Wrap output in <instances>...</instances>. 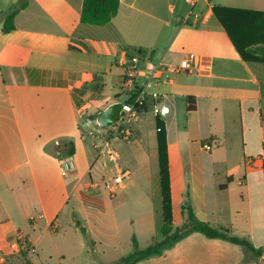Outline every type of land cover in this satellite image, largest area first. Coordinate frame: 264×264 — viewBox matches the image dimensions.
I'll use <instances>...</instances> for the list:
<instances>
[{
    "label": "crops",
    "instance_id": "crops-1",
    "mask_svg": "<svg viewBox=\"0 0 264 264\" xmlns=\"http://www.w3.org/2000/svg\"><path fill=\"white\" fill-rule=\"evenodd\" d=\"M119 2L115 16L96 26L80 22L83 0H0V254L6 262L2 245L15 239L13 253L21 245L38 258L65 257L56 246L41 247L37 237L33 242L20 235L16 221L33 232L58 230L72 200V214L94 207L82 195L114 215L146 217L156 229L157 205L162 216L156 105L166 128L173 227L185 222L189 207L199 221L247 239L262 254L191 232L143 260L264 264V63L242 60L212 13L214 6L264 12V0H187L194 12L184 19L177 13L180 0ZM22 3L14 31L3 34V18ZM179 22L183 28L176 33ZM186 27L195 31L185 33ZM139 52L154 63L187 59L192 70L149 82L129 135L107 130L117 154L111 162L98 155L93 145L101 141L88 133L98 126L96 113L127 99L121 60ZM153 92L156 99L149 96ZM186 97H193L189 110ZM59 143L67 145L65 151H57ZM60 157L74 165L66 177L60 175ZM121 170L129 174L111 194L104 182ZM89 246L79 243L71 260L97 253L93 242Z\"/></svg>",
    "mask_w": 264,
    "mask_h": 264
},
{
    "label": "trees",
    "instance_id": "trees-1",
    "mask_svg": "<svg viewBox=\"0 0 264 264\" xmlns=\"http://www.w3.org/2000/svg\"><path fill=\"white\" fill-rule=\"evenodd\" d=\"M25 4L22 3L3 18L1 25L3 34L14 31V18ZM119 6V0H83L80 22L96 26L105 25L115 16ZM212 13L242 60L264 63V12L214 6ZM185 99L189 102L187 109L193 108L191 103L193 97ZM155 132L162 197V218L158 230L161 240H154L150 246L139 250L135 239L132 238L133 251L120 258L116 264H135L149 257L160 256L165 249L191 232L200 233L207 238L226 240L240 245L254 256L261 255L262 251L255 249L247 239L232 235L226 229L213 228L208 223L199 221L189 207L186 208L185 222L180 226L173 227L166 128L159 115L155 117ZM82 200L88 206L100 208L99 203L85 195H82ZM76 224L79 225L78 221Z\"/></svg>",
    "mask_w": 264,
    "mask_h": 264
},
{
    "label": "rangeland",
    "instance_id": "rangeland-1",
    "mask_svg": "<svg viewBox=\"0 0 264 264\" xmlns=\"http://www.w3.org/2000/svg\"><path fill=\"white\" fill-rule=\"evenodd\" d=\"M197 1V0H194ZM194 12L193 7L187 4V0H180L178 6V16L185 18L186 13ZM193 14H190L189 22L193 20ZM186 26V25H185ZM183 28V23H177L174 26V30L177 33ZM189 28H184L185 33H191L195 30H188ZM194 29V28H192ZM122 96V95H121ZM122 101V97L120 98ZM160 118L162 116H159ZM149 120L150 114L148 116ZM153 121V119H152ZM155 121V118H154ZM155 131V125H154ZM155 139V132H154ZM149 151L152 153L154 148L148 145ZM244 176L242 175L240 177ZM259 188L256 187V191ZM76 206L75 202L72 200L66 212L60 215V225L58 230L49 229L43 232L42 228H35V232L29 229V224H23V222L16 221L18 227V233L20 235L31 236L32 241L39 239L41 247L49 246L58 248V252H64L65 257H60L55 253L49 255V257H37L36 254L31 251L21 250L18 246L17 252H12L9 245L16 242L15 239L9 241V244H3L2 249L6 252L5 256L7 261L3 264H114L113 259L119 256H127V254L133 251V246L131 244V237L135 238L137 247L139 250H143L150 246L154 240L159 241L161 236L159 234V226L161 221V212L157 205L156 208V229L152 221L143 217L138 220L135 215H130V219L124 212H117L113 214L110 207H107L105 211L101 208L90 207L87 213H77L72 214L71 207ZM69 214H67L68 212ZM68 215V218H63V215ZM78 221L79 225L76 224ZM18 222V223H17ZM85 230V232H83ZM154 238V239H153ZM153 239V240H152ZM93 242L97 247V253H94L90 258H87L85 253L73 261L71 260V255L78 253V244L84 243L88 250H91L89 243ZM2 244V243H1ZM112 244L116 247L115 251H112L108 246ZM29 245V243H28ZM103 250V256L100 255V251ZM2 255V254H0ZM146 260H142L140 264H146Z\"/></svg>",
    "mask_w": 264,
    "mask_h": 264
},
{
    "label": "built area",
    "instance_id": "built-area-1",
    "mask_svg": "<svg viewBox=\"0 0 264 264\" xmlns=\"http://www.w3.org/2000/svg\"><path fill=\"white\" fill-rule=\"evenodd\" d=\"M121 67L123 69L122 85L126 92L127 99L120 103L121 115L117 123L108 129H111L112 132L117 133L120 136L123 134L124 137H127L130 133L129 127L127 126L137 120L140 107L144 104L145 98L148 94L146 89L150 81H158L162 76H164V79H167L169 74L189 72L192 70L187 59H183L175 65L162 62L154 63L151 61L150 55L146 54V52H139L121 60ZM149 96L152 99H156L158 94L153 92L149 93ZM153 113L155 115L160 114V108L154 105ZM88 136L97 141H101L99 144L94 143L93 145L98 151L99 156H103L111 162L116 160L117 154L111 147L106 129L104 130L97 126L96 129L88 133ZM204 148L209 150L210 146L205 145ZM245 164L247 166L252 165V160L247 159ZM73 169L74 165L70 157L59 158V171L62 177L68 176ZM128 174V171L121 170L116 176L104 182L105 188L109 193L114 194ZM4 262L5 257L0 255V264H3Z\"/></svg>",
    "mask_w": 264,
    "mask_h": 264
},
{
    "label": "water",
    "instance_id": "water-1",
    "mask_svg": "<svg viewBox=\"0 0 264 264\" xmlns=\"http://www.w3.org/2000/svg\"><path fill=\"white\" fill-rule=\"evenodd\" d=\"M121 104L120 103H112L109 106H107L105 109L99 111L94 115V121L95 123L101 128V129H108L112 126H114L118 119L120 118L121 112H120ZM166 111L165 108L162 109L161 114H164ZM67 145L65 143H59L56 147L58 152H63L66 150Z\"/></svg>",
    "mask_w": 264,
    "mask_h": 264
}]
</instances>
